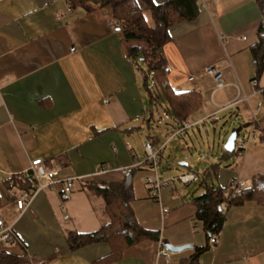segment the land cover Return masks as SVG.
<instances>
[{
  "label": "crops",
  "instance_id": "1",
  "mask_svg": "<svg viewBox=\"0 0 264 264\" xmlns=\"http://www.w3.org/2000/svg\"><path fill=\"white\" fill-rule=\"evenodd\" d=\"M197 5L196 17L173 25L162 47L168 84L177 92L201 95L198 109L186 119L196 124L175 137L184 135L180 143L186 150L190 131L201 133L200 125L207 122L216 130L220 116L236 120L228 135L248 125V135L241 137L243 128L237 137V152L224 153L227 140L220 136L213 143L218 144L217 157L196 173L212 167L207 181L215 186L226 187L232 179L251 186L255 176L264 175V70L258 75L252 54L262 13L257 0H197ZM108 15L107 9L71 10L66 0H0V219L13 224L19 240L0 238V253L15 255L13 264H94L109 255L108 243L72 251L67 241L71 231L93 232L108 220L104 199L87 182L123 180L127 174L118 168L144 157L143 142L160 146L178 128L171 119L158 122L163 109L150 105L146 69L131 60L129 43ZM209 65L222 68L226 87L213 91L209 76L189 80ZM221 130L227 132L226 126ZM242 140H247L244 147ZM210 147L207 156L214 153ZM37 157L62 162L59 177L108 171L77 182L67 196L60 194V184L38 189L35 180L30 190L18 193L17 199L24 192L33 194L19 211L12 200L15 192L5 189L2 180L24 173ZM163 157L162 152L160 177L172 182L161 190L160 201L145 186L151 169L140 165L131 170L134 213L158 238L144 239L126 247L120 258L97 264H181L196 247L209 244L194 203L206 183L202 189H180L171 174L161 176ZM178 164L182 173L195 169L185 161ZM163 207L169 209L165 215ZM224 210L219 242L201 253L199 263L264 264V201L251 198L224 205ZM160 241L194 247L170 252L167 261L158 255Z\"/></svg>",
  "mask_w": 264,
  "mask_h": 264
},
{
  "label": "trees",
  "instance_id": "2",
  "mask_svg": "<svg viewBox=\"0 0 264 264\" xmlns=\"http://www.w3.org/2000/svg\"><path fill=\"white\" fill-rule=\"evenodd\" d=\"M69 8H82L86 12L95 9H107L109 22L115 30L122 34V40L129 43L127 53L130 57L142 56L147 62L145 87L149 94L150 105L160 106L172 117L186 120L196 111L201 103V95L196 91L177 92L168 84L169 68L162 55V47L170 39L169 29L184 20H192L198 11L197 0H168L157 4L153 0H66ZM262 13V21L258 29V38L252 47L257 73L264 70V0H257ZM146 14H149L150 19ZM151 80V82H149ZM153 82L152 87L149 85ZM191 149V148H190ZM235 149L232 153L237 152ZM226 154H231L224 151ZM216 166V165H214ZM213 168L207 167L200 177L206 183L205 191L194 197L196 217L202 222L208 241L219 236L224 225L226 212L224 205L232 206L243 203L247 199L258 198L264 201V175L254 177V191L230 196L228 186L221 187L209 183ZM133 171L121 181H89L87 187L105 201V220L101 227L93 232L71 231L67 241L72 251L94 244L108 243L111 253L98 261L105 262L121 257L124 249L144 239H157L158 232L143 227L132 207L135 198L133 187ZM172 182V181H171ZM32 175L14 174L2 180L5 189L13 190L12 200L16 201L18 193L28 191L34 186ZM2 193L0 191V207ZM211 245L196 247L195 253L181 264H200L199 256ZM16 256L7 252L0 253V264H13Z\"/></svg>",
  "mask_w": 264,
  "mask_h": 264
},
{
  "label": "built area",
  "instance_id": "3",
  "mask_svg": "<svg viewBox=\"0 0 264 264\" xmlns=\"http://www.w3.org/2000/svg\"><path fill=\"white\" fill-rule=\"evenodd\" d=\"M204 3V0H202ZM75 49L72 48V51ZM202 76H209L211 77L215 84L213 91L222 89L228 85L224 79L222 68L219 65H209L205 67L202 71V73L199 74H192L189 76V80L194 82L197 79L201 78ZM257 81L253 80L252 84L256 85ZM153 82L149 85V87H152ZM261 93L264 94V89L260 90ZM165 119H171L173 120L178 128L173 131V133L169 136V138L160 146L154 145L150 141L143 142V150H144V157L141 159H138L137 156H135L136 160L135 162L130 166H123L119 167L118 169L124 173L128 174L132 169H134L137 166L140 165H146L148 166L152 174L145 177L144 182L150 189V194L158 201H160V195L161 190L169 186L172 179H162L160 177V167L162 165V152L166 146V144L175 137L177 134H180L196 123H190L187 120H180L176 117H172L167 111L163 110L162 115L159 118L158 122L162 123ZM247 140H242L240 145L241 147L246 146ZM241 154V152H239ZM62 167V162H54L50 161L49 163L46 162L43 158L37 157L31 161L30 167L28 170H26L23 174L25 175H32L33 178L38 183V189H43L45 187H50L55 184H60L59 192L60 194L67 196L69 193H71L77 182H81L89 177H95L97 175H101L103 173H106L108 169L101 168L97 173H94L89 176L84 175H73V176H64L59 177V173ZM200 174L196 173L194 171L182 173L178 176V180L185 185H188L192 182H197L200 180ZM228 186V193L229 197L235 196L238 194H245L249 191H254L255 189L249 185L246 184L245 181L239 180V179H232ZM33 198V194H30L28 192H24L16 201L17 209L19 211L24 210L27 205L31 202ZM169 209L167 207L162 208V212L165 215L168 213ZM0 238L3 241H6L8 243H14L19 241L18 237L14 231L13 224L7 223L4 220L0 219ZM219 242L218 236H213L209 240V245L216 246ZM158 255L163 256L167 261L170 259V252L165 248V246L162 244V241H160V246L158 250ZM38 264H45L43 262H39Z\"/></svg>",
  "mask_w": 264,
  "mask_h": 264
},
{
  "label": "rangeland",
  "instance_id": "4",
  "mask_svg": "<svg viewBox=\"0 0 264 264\" xmlns=\"http://www.w3.org/2000/svg\"><path fill=\"white\" fill-rule=\"evenodd\" d=\"M147 17L149 18V14H146ZM133 62L136 64L140 65L143 69H147V62L143 59L142 56H137L136 58L130 57ZM151 82V80H149ZM145 98L148 99L147 93L144 92ZM220 120L222 121L219 125L216 126V130H214L212 122H207L203 123L200 125L201 127V133H199L197 130L193 132V130L190 131L192 141L188 139L190 142L189 148L191 149H183V144L180 143V140L184 135H179L175 137L163 150V165L165 166V169H161V176L162 174H171L174 183L180 188V189H185L187 191H193L196 190L197 188L203 187V183L199 184L198 182L192 183L191 186L185 187L179 180L178 176L182 174L183 169L181 166H179V162L185 161L192 167H194L195 172H201L203 166H206L207 162L209 161V158L211 157H217V143L215 146H213L214 140L219 139L221 136L223 140H228V132L232 130L236 126V120L234 118L228 117L226 118L225 116H220ZM226 126L227 132H222L221 133V127ZM246 131H248V127L243 129L241 132V137L242 136H247ZM184 134V133H183ZM186 134V133H185ZM187 135V134H186ZM208 145H210L211 149L214 152L213 154L208 155ZM213 147V148H212ZM223 150L222 149L220 151ZM170 160V162H168ZM163 177V176H162ZM164 178V177H163ZM145 186H147L145 184ZM158 202V201H157Z\"/></svg>",
  "mask_w": 264,
  "mask_h": 264
},
{
  "label": "water",
  "instance_id": "5",
  "mask_svg": "<svg viewBox=\"0 0 264 264\" xmlns=\"http://www.w3.org/2000/svg\"><path fill=\"white\" fill-rule=\"evenodd\" d=\"M247 126L248 125H244L242 127H238L237 129L232 131V133L230 134L228 140L226 141V143L224 145V149L226 151H229V152H233L234 151L238 135L240 134L242 129L246 128ZM163 244L166 247V249L169 252H172V253L180 252V251H182L184 249H188V248H193L194 247L193 244H184V245L176 246V245H173V244L169 243L168 241H165Z\"/></svg>",
  "mask_w": 264,
  "mask_h": 264
}]
</instances>
